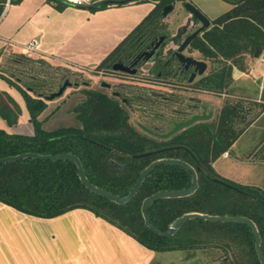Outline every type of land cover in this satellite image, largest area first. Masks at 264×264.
Instances as JSON below:
<instances>
[{"label":"trees","instance_id":"obj_1","mask_svg":"<svg viewBox=\"0 0 264 264\" xmlns=\"http://www.w3.org/2000/svg\"><path fill=\"white\" fill-rule=\"evenodd\" d=\"M14 1L21 0L9 2ZM48 1L59 9L72 4L67 0ZM129 1L103 0L87 5V8L94 11ZM142 1L149 0L134 2ZM152 1L155 2L153 8L95 66L97 70L110 67L120 52L133 46L144 31L154 35L165 27L161 11L173 0ZM229 3L231 7L212 19L209 28L190 44V51L209 66L207 73L189 87L202 93L226 96L210 120L197 122L168 139H158L135 126L119 100L100 90L83 87L82 98L71 109L79 126L46 130L43 127L45 120H40L39 115L47 104L39 94H47L57 82L32 78L19 83L0 74L21 92L33 126L31 135L10 133L0 128V158L26 152L72 153L80 159L92 184L117 196H126L140 172L152 161L159 158L183 160L197 169V190L188 196L154 201L148 209L151 223L165 231L177 217L188 212L245 216L255 223L264 253V190L225 178L213 167L214 161L230 149L264 110V89L261 93L263 102H256L246 96L235 95L232 88L233 70L248 71L255 49L264 50V0H231ZM4 5L5 0L0 3V16ZM19 57L31 60L25 55ZM18 59L14 64H21ZM198 100H201L200 96ZM174 102L171 100V105ZM187 111H190L187 107H176L168 117L170 120L182 119ZM18 114L19 107L13 99L0 92V115L12 125L16 123ZM139 121L156 130L146 118ZM146 151L155 153L133 157ZM110 161L123 168L112 167ZM190 185L189 171L177 165L161 164L145 177L129 203L117 204L83 186L73 161L24 158L0 164V202L22 213L53 218L74 209H86L155 252L194 249L197 246L221 247L231 243L236 250L254 253L253 234L243 223L191 219L171 237L157 236L145 226L141 204L146 197L158 191L180 190Z\"/></svg>","mask_w":264,"mask_h":264},{"label":"crops","instance_id":"obj_2","mask_svg":"<svg viewBox=\"0 0 264 264\" xmlns=\"http://www.w3.org/2000/svg\"><path fill=\"white\" fill-rule=\"evenodd\" d=\"M139 5L112 4L92 11L73 4L59 9L48 0L6 3L0 16V55L13 63L16 59L10 55H25L54 66L93 68L154 6L142 15ZM31 40L37 41V48L26 53L25 45ZM0 74L10 78L3 63ZM232 77L235 95L263 102L264 50L250 60L248 71L234 69ZM52 101H46L40 120L48 118L43 117L46 111L52 114L57 108L51 106ZM202 102L214 105V112L220 107L209 98ZM227 152L228 156L222 154L214 161L215 171L264 190V110ZM228 159V163L220 162ZM154 257V251L86 209L40 218L0 202V264H151Z\"/></svg>","mask_w":264,"mask_h":264},{"label":"flooded vegetation","instance_id":"obj_3","mask_svg":"<svg viewBox=\"0 0 264 264\" xmlns=\"http://www.w3.org/2000/svg\"><path fill=\"white\" fill-rule=\"evenodd\" d=\"M187 1L193 4L192 0H173V2L168 3L173 5L170 12L174 10L176 3H179L185 10L187 16L183 24L174 28H170L165 24V27L158 29L154 35L144 31L136 38L133 46L130 45L120 52L118 57L112 61L110 67L100 70L95 67H93V70L88 68V70H92V74L99 73L101 79L96 82L98 88L89 79L85 80L89 84L84 85V87L100 90L119 100L130 115L141 113L143 119L149 120L156 130L165 131L167 129V122L170 120L168 117L169 112L176 107H187L190 110L187 111L188 114L184 117L199 113L198 106L202 100L198 99L199 96L205 93L194 90L189 85L207 73L208 64L202 75L196 73V76L190 81L189 78L194 70L191 68L185 69L174 55L183 40L202 26V23L193 19L184 8V3ZM225 1L229 3L231 0ZM204 15L208 18L206 14ZM162 18L164 19V17ZM208 19L210 26L212 19ZM206 29L200 31L195 37L201 36ZM162 36H164L162 41L165 45H159L153 51L156 42L160 41ZM191 41L183 54L202 60L190 51ZM152 52L153 54L150 57L149 55ZM115 63L123 70H114L113 64ZM188 98H193V100L189 101ZM171 100L175 101L173 105H171ZM183 112L186 111L183 110ZM135 120L131 117V122L134 125ZM262 254L264 255L263 252ZM151 264H261V262L256 251L252 253L248 250H236L233 244L227 243L221 247L197 246L194 249L155 252Z\"/></svg>","mask_w":264,"mask_h":264},{"label":"water","instance_id":"obj_4","mask_svg":"<svg viewBox=\"0 0 264 264\" xmlns=\"http://www.w3.org/2000/svg\"><path fill=\"white\" fill-rule=\"evenodd\" d=\"M104 1H110V2H115L116 0H104ZM184 8L186 11L192 16L193 19L197 20L198 22L202 23V26L199 27L196 31H194L192 34L188 35L183 42L179 45L177 50L175 51L174 55L177 58L178 62L180 65H182L185 69H193L194 72L191 74L189 80H193V78L196 76V73L198 75H202L206 68H207V63L203 60H198L195 59L191 56H185L183 54V51L185 48L188 46L190 41L203 29H206L209 27V19L192 3L190 2H185L184 3ZM173 9L172 4H168L163 7L161 11V16L165 17L171 10ZM164 36H162L160 41L156 42V46L153 49L155 51L156 47L159 45L163 46L165 45L162 41ZM262 50L260 48H256L255 52L253 54L254 57H258L261 54ZM153 52L149 55L150 57L152 56ZM113 69L114 70H123L122 68H119L118 64L115 63L113 64ZM9 75L13 78H15L17 81H20L19 78H16L14 74L9 73ZM88 82L82 81V82H72L70 81L69 78H65L61 84H58L57 89L55 91H52L48 94H39V97L44 99L45 101H51L56 98H59L63 95L64 91L67 88L70 87H77L79 85H88ZM194 108L200 109L199 113L192 114L190 116H186L182 119L178 120H169L167 122V129L165 131L159 132L156 130H153L149 126L139 122V121H134L135 125L144 133L158 138V139H168L174 134L180 132L181 130L197 123V122H204L210 120L213 115H214V105L210 104L209 102H201L199 106H193ZM158 151H161L158 150ZM155 151H146L142 152L139 154L133 155V157L138 158V157H144L148 155L154 154ZM24 158H34V159H39V160H70L73 161L77 167V174L79 176L80 182L82 183L83 186H85L88 190L95 192L104 198L115 202L117 204H127L129 203L134 195L137 193L139 190L142 182L144 181L145 177L153 170L154 167L161 165V164H168V165H177L180 166L187 171L191 173V185L187 188L180 189V190H163V191H158L153 193L152 195L146 197L141 204V214L144 220L145 226L155 235L160 236V237H171L174 235L180 228H182L185 223L191 219H203L211 222H222V223H243L246 224L250 229L254 237V247L255 251L258 255V258L261 262V264H264V255L262 254L261 250V239H260V234L258 232V229L255 225V223L245 217V216H227V215H210L206 213H199V212H188L185 213L179 217H177L173 222H171L168 226V228L165 231H161L158 229L156 226H154L149 217L148 209L149 206L156 200L162 199V198H178V197H184L191 195L194 193L197 188H198V180H197V169L194 168L192 165H190L188 162H185L183 160L177 159V158H159L154 161H152L150 164H148L139 174L135 184L129 191V193L126 196H117L114 195L94 184H92L88 178L86 177L85 170L82 166V163L80 159L72 153H63V154H38V153H32V152H26L14 156H6L3 158H0V164L1 163H7L11 161H16L19 159H24ZM109 164L116 168V169H122L123 166L114 162L110 161ZM220 182L221 184H225L224 182L220 180H216ZM238 190V189H237ZM239 191V190H238Z\"/></svg>","mask_w":264,"mask_h":264},{"label":"rangeland","instance_id":"obj_5","mask_svg":"<svg viewBox=\"0 0 264 264\" xmlns=\"http://www.w3.org/2000/svg\"><path fill=\"white\" fill-rule=\"evenodd\" d=\"M135 0H130L128 3L134 2ZM193 4L200 9L204 14L208 16V18L213 19L214 17L222 14L223 12L227 11L231 4L226 2L225 0H192ZM0 3H4V0H0ZM7 3V0H5V4ZM17 2H12L11 4L14 5ZM137 4H140L137 11H139L140 14H144L147 11H149L152 8L153 2L152 0L149 1H142V2H135ZM146 3V4H144ZM143 4V5H141ZM9 5V3H8ZM85 6L87 5H80ZM187 16V13L182 8V6L178 3H176L174 10L170 13H168L164 19L163 22L170 27L174 28L179 26L180 24H183L185 17ZM9 57L13 59H18L17 55H10ZM29 59L20 58L18 59L21 64H14L13 62L9 61L7 56L5 54L0 55V63L4 64L7 68L9 73L14 74L16 78H19L20 81H17L15 78L11 77L12 80L17 81L19 83L26 81L28 79L32 78H38V79H48L51 81L57 82V85L52 87L51 91L48 93L55 91L57 89L58 84H61L65 78H69L72 82H82L85 80H91L93 82V85L96 86V82L101 79L99 77V73H93L92 70H84V69H72V68H66L61 66H54L42 59H36L30 56H27ZM254 58V56H252ZM33 60V61H32ZM209 66V63H207ZM9 78V77H8ZM84 86L79 85L77 87H70L67 88L63 95L59 98L54 99L51 102V106H56L57 109H55L52 114L48 113L46 111L43 115V117L48 115V118L43 122V127L46 130H53L59 127H66V126H79V122L75 118V113L71 110L72 107L82 98L81 90ZM98 88V86H96ZM0 92L5 93L9 95L13 101L17 104L19 107V114L18 119L16 123L10 125L5 118H3L0 115V128L5 129L6 131L17 133V134H23V135H29L33 132V126L32 123L29 120L28 111L23 99V96L19 89L9 83V81L5 78L0 77ZM47 93V94H48ZM206 95V94H205ZM201 95L200 98L203 101L206 98H209L213 100V102L216 103V105H221L225 95L222 96H205ZM50 114V115H49ZM133 119L140 120L142 118L141 113H135L131 115ZM221 163H228L230 162V159L227 161H220ZM262 176H264V170H262L261 173ZM264 178V177H263Z\"/></svg>","mask_w":264,"mask_h":264},{"label":"built area","instance_id":"obj_6","mask_svg":"<svg viewBox=\"0 0 264 264\" xmlns=\"http://www.w3.org/2000/svg\"><path fill=\"white\" fill-rule=\"evenodd\" d=\"M10 0H7V4L9 3ZM68 2L72 3L73 5H91L98 3L103 0H67ZM37 48V41L36 40H31L25 45V51L26 53L35 51ZM88 70V69H87ZM223 156H228V152H224Z\"/></svg>","mask_w":264,"mask_h":264}]
</instances>
